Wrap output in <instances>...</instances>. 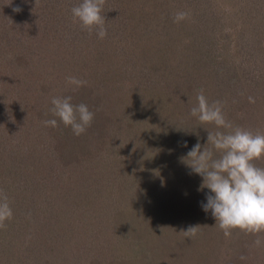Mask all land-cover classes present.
<instances>
[{"label": "rangeland", "instance_id": "374dc122", "mask_svg": "<svg viewBox=\"0 0 264 264\" xmlns=\"http://www.w3.org/2000/svg\"><path fill=\"white\" fill-rule=\"evenodd\" d=\"M121 2L122 0H110V5L102 12L108 30L106 37L108 42H111V37L116 30L121 32L126 29L134 30L140 26L146 27L145 18L143 17L142 20L138 18L139 13L134 14L137 15L138 20L132 18L130 23V15L120 10ZM213 3L209 8L199 7L197 12L189 13L188 21H181L180 25L176 23L181 30L172 27L174 34L180 31V33L183 32L181 35L187 38L188 44L185 52L190 56L194 54L191 60L184 59L181 63H174L175 66L171 68L168 65L155 64L149 56L144 59L140 48L137 47L132 51V57L138 60L141 56L142 65L149 64L142 73L146 75L148 72V75L150 77L153 75V78L149 76L142 78L143 76L134 70L130 73V81L122 78L120 86L116 85L115 77L113 80H108L110 86L106 88L105 80L98 82V80L91 79L90 81L95 87V94L102 92L105 98L104 104L107 106L106 112L110 114V118L113 115L121 117L117 127L111 125L110 120L102 123V127L109 131L107 135L102 133L99 136L96 130L91 133L90 129H87L82 139L87 135L89 137L85 142L84 159L81 160L84 163L89 155L93 153L95 155L94 169L90 168L89 164L86 168L82 167L88 176L97 174L96 168L100 165L99 163L102 164L101 161H106L105 163L112 170L114 178L110 177L103 188L106 193L107 190L110 191L104 198L105 200L115 198L119 187L124 189L118 202L126 205V210H122V215L128 217V224L125 228L119 226L120 230L114 238L121 240V250L127 248V251L130 250L132 254L129 258L126 255L119 256L117 259L119 264H237L239 260L238 251L234 249L228 252L223 248L217 255L205 248L200 251L203 247L200 245V236H198L200 240L198 237L190 239L181 232L177 233L170 226L172 221L179 226L180 230L183 227L184 231L189 226H195L194 220L188 221V225L181 214L185 213L193 217L189 210L197 209L200 199L203 204L207 203L206 197L210 192L207 188L201 190L202 177L191 173V169L181 161V157H185L196 143L199 142L201 145L207 143L208 132L204 128L210 131L215 130L214 125H202L196 117L190 114L191 108L198 103L196 96L200 89L204 90L210 103L217 100L223 102L225 117L234 126L251 130L254 133L257 131L264 133V0H218ZM179 7L184 8V4L180 3ZM223 7L230 9L228 14L222 13ZM178 11L181 10L176 9L161 18L160 21L165 22L166 25H157L155 21H152L149 28L154 32L158 26L162 27L158 29L162 35V29L174 23V15ZM187 24H189V29L184 31ZM141 31L152 36L148 30ZM174 36L170 37L176 42L181 41L180 38L177 36L174 38ZM113 38L117 36L114 35ZM163 39L162 37L161 40ZM212 39L216 40V43L213 44ZM101 41V45H110L104 39ZM167 41L168 39L163 46H166ZM77 47L80 49L81 56L86 60L83 61L86 64L79 66L84 71L87 64H95L99 61L91 59L94 55H88L91 51L89 46ZM178 47V53H180L181 44ZM109 49L104 51L108 52ZM120 49L124 51L123 54L127 53L125 46H121ZM146 52L150 51L147 49ZM126 58L103 55L102 59L107 64L124 61ZM75 62L78 63L77 60ZM77 70L79 71V68ZM111 76L110 70L108 79ZM164 76L170 85L164 84L162 81ZM146 79L149 80V87L153 86L154 90L160 87L161 90H157L158 93L143 90L144 93H142L137 88H140ZM113 86L116 89L114 93L108 96L104 94L105 90ZM249 96L254 97V103L249 102ZM176 100L179 102L175 103ZM110 102L114 105L111 108ZM185 142L187 147L184 146ZM61 156L71 165L67 171H63V160L61 159L58 161L59 171L56 177L46 178V180L54 179L50 185L41 186L38 184L40 183L38 178V183L35 180L33 186L20 192V200L24 207L20 211L24 215H31L32 206L37 208L40 205V211L43 209L48 211V203H45L48 198L51 196L66 197L69 189L79 186L78 179L81 175L74 169V166H79L74 164H81V162H76L79 156L70 155L65 150L61 152ZM255 163L258 167L264 168V159L255 161ZM58 183L62 184L60 188L55 189ZM85 190L84 187L77 191L78 195L73 196L79 203L83 199L80 205L78 203V207L82 206L86 199L87 190ZM107 202L110 203V201ZM153 206L155 209L152 208ZM108 208L110 204H106L105 210ZM193 213L196 215L195 212ZM67 217L72 223V228H65L60 224L61 218L53 215L48 225H39L40 233L35 234L28 229L29 233L23 235L29 236L28 241L18 240L17 247L14 249L20 258L17 264H46L49 260L54 261L55 252L63 250L71 241V238L66 239L64 246L61 247V236L67 232H73L76 224L84 223L83 220L78 221L79 217L76 218L74 215L67 214ZM112 217L116 216L112 215ZM197 219L199 221V218ZM95 223L90 225L89 230H84V237L86 232L95 229ZM41 233L42 236H40ZM166 235L171 236V241ZM46 238L47 243L45 244L41 240H46ZM259 238L264 241V233ZM252 242L247 240L249 256L242 264H264V243L256 247ZM75 244L72 243L73 246ZM124 244L127 247L124 248ZM155 244L163 246L156 247ZM38 245L42 249L36 252ZM30 246L33 247L34 252ZM49 246H52V249ZM208 248H211L209 243ZM136 252H141V254L137 257ZM0 264L14 263L9 258L0 257Z\"/></svg>", "mask_w": 264, "mask_h": 264}, {"label": "trees", "instance_id": "16d2710c", "mask_svg": "<svg viewBox=\"0 0 264 264\" xmlns=\"http://www.w3.org/2000/svg\"><path fill=\"white\" fill-rule=\"evenodd\" d=\"M217 1L122 0L120 10L130 15V23L132 18L136 20L140 18L142 20L144 17L146 27L140 26L134 30L126 29L121 32L116 30L111 37V42H108L107 38L104 39L106 43H110L109 46H105L101 45L103 40L101 41L94 31L91 34L87 31V35L84 29L80 27L81 25L78 21L73 22L71 9L81 3V0H37V2L36 0H1L0 189L9 198L13 210V218L6 221L7 226L5 229H0V257L9 258L12 263L17 264L20 258L14 252V249L17 247L18 240L28 241L29 236H23L29 233L27 230L30 229L35 234L40 233L39 225H48L53 215L61 218L60 224L65 228H72V223L67 214L74 215L76 218L79 217L80 220L78 221L82 222L81 220H83L84 223L76 224L73 232H67L61 236V247L64 246L68 238H71L73 242L70 241V244L65 247L66 249L55 252L53 255L55 262L49 260L46 264H73L76 261V264H119L117 260L119 256L126 255L128 258L130 257L132 253L130 250L127 251V248H125L127 247L126 244H124L125 249L121 250V240L114 238L118 230H120L119 226L125 228L128 224V217L122 215V210H126V205L118 202L124 189L119 187L117 194L115 193V198L104 199L110 191L106 189V193L103 188L110 177L114 178L112 170L105 163L106 161H101L102 164L99 163L100 165L96 168V175L88 176L85 174L82 167L86 168V165L88 166L89 164L90 168L94 169L93 162L95 161L94 153L89 155L84 163L81 161L84 159L83 154L86 152L85 142L89 135L83 139L82 137L86 134L75 136L70 127H65L58 117H54L50 111L53 107L51 100L53 97L71 96L73 104H86L89 110L95 113L92 125L89 127L91 133L96 130V133L99 132V136L102 133L107 135L109 131L102 127V123L110 120L111 125L117 127L121 117L120 115H113L110 118V114L106 112L105 98L102 96V92L101 94L98 92L94 93L95 87L90 83L91 79L98 80V82L99 80H105L106 88L110 86L108 80H113L114 77L117 86H120V82L122 83V78L131 79L130 73L134 70H137L139 75L143 76L142 78L149 76L148 72L146 75L142 73L149 64L142 65L141 56L138 60L132 57V51L137 49V47L140 48V53L144 59L149 56L155 64L160 63V65H168L171 68L176 63L184 61V59L186 61L191 60L194 54L190 56V54L185 52L188 44L187 38L183 37L181 35L183 32L180 33V31L174 34L172 28L174 27L175 29L176 27L181 30V27H177L175 22L171 23L167 28L166 26L163 28L165 30L162 29L163 34L160 35L158 29L162 27L158 26L154 33L149 28L150 22L155 21L157 25H162L165 22L160 21L161 18L176 9L189 13L197 12L199 7L209 8L213 2L216 3ZM180 3L184 4V8L179 7ZM109 5L110 0H106L104 8ZM16 8H20L21 11H15L14 9ZM229 10L227 7H223L222 13L228 14ZM135 13L137 15L139 13L138 18L137 15H134ZM186 21L188 20L186 19ZM188 25H185L184 31L189 29ZM141 30H148L152 33V36H148L146 32ZM114 35L117 38L114 39ZM171 35L172 37L175 35L174 38L177 36L181 41L176 42L170 37ZM162 37L164 38L163 41L161 40ZM167 39L166 46H163ZM212 43H216V40L212 39ZM180 44L181 52L178 53ZM84 45L91 48L88 53V55H94L91 59L99 60L95 64H87L85 71L82 67H79L83 63L86 64V62H83L86 60L85 57L81 56L80 49L77 47ZM182 45L184 46L182 47ZM121 46L127 48L126 54L121 51ZM109 47L111 48L109 49ZM145 48L150 52H146L147 49ZM107 49H109L108 52H105L104 50ZM103 55L105 57L127 58L124 61L106 64L105 60L102 59ZM179 57L183 58L180 59ZM77 68H79V71ZM110 70L113 77L111 76L108 79ZM86 73H89V76ZM83 75L85 76L83 77ZM69 76L86 80L88 83L84 87L73 90L74 86L69 85L66 80ZM166 76H164L162 81L164 84L170 85ZM150 78H153V75ZM147 79L137 89H140L142 93H144L143 90L158 93L156 91L161 90V88L154 90L153 86L149 87V80ZM114 88L113 86L105 90L104 94L108 96L114 93L116 91ZM112 89L114 90L111 91ZM178 102L179 100H176L175 103ZM112 106L114 105L110 102V108ZM50 119H57L58 127L45 126L43 121ZM100 124L102 125L100 126ZM64 150L70 155L79 156L76 159L77 161H75L81 162V164H74L79 165L74 166V169L81 175V178L78 179L79 186L69 189L67 192L69 194L66 197L57 198L51 196L48 198L47 202H45L48 203V211H44V209L40 211L41 207L38 205L37 208L34 206L30 208L32 211L31 215H24L20 211L24 209L20 200V192L33 186L36 181L38 183V178L40 180L38 184L41 186L50 185L54 179L46 180V178L50 176L56 177V173L59 171L58 161L64 159L61 156V152H64ZM70 166L68 161L63 160V171H67ZM115 172L116 170L114 169ZM89 181H92V183ZM61 184H56L55 189L60 188ZM84 187L87 190L86 195L84 194L86 199L82 206L78 207L79 202L73 196L78 195L79 192L77 191ZM73 200L74 202H72ZM107 201H110V203ZM199 202V207L195 208L194 211L188 209L194 218L187 216L185 213H182L181 216L186 219L188 225L189 222L194 220V225L200 226L195 237L200 236L201 238L200 245L203 247L200 248V251L205 248L210 253L213 252L217 255L223 248L224 251L228 252L234 249L238 251L237 255H239L237 264H242L245 260H241L240 257L249 256V246H246L248 245L247 240L254 242L257 236L245 234L237 229L233 230L230 238H226L223 231L218 226H215L216 220L211 212L203 210L201 199ZM106 204H110V208L107 210H105ZM152 208L155 209V206ZM112 215L116 217H112ZM197 218H199V221ZM106 221L108 222L106 223ZM93 223H95V229L86 232L84 237V230H89L90 225ZM170 226L177 233H180L183 228L181 227L180 230L179 226L176 223L174 224L173 221ZM40 236H42V233ZM167 238L169 241L172 239L171 236H167ZM200 238L198 237V240ZM210 238L212 239L210 240ZM41 241L46 244L47 238ZM72 243L76 244L73 246ZM208 243L211 248H208ZM161 246L163 245H156V247ZM30 248L33 250L32 246ZM49 248L52 249V246H49ZM41 249V246L38 245L36 252ZM140 254L141 252H136L135 255L138 257ZM140 259L143 258L140 257Z\"/></svg>", "mask_w": 264, "mask_h": 264}, {"label": "clouds", "instance_id": "9594fccd", "mask_svg": "<svg viewBox=\"0 0 264 264\" xmlns=\"http://www.w3.org/2000/svg\"><path fill=\"white\" fill-rule=\"evenodd\" d=\"M37 2V0H36ZM106 0H81L72 7L73 22L98 38L108 35L105 17L102 15ZM21 11L20 8L14 9ZM189 12L178 11L174 22L180 23L189 18ZM73 90L87 85V81L75 76L66 78ZM197 104L191 108L190 114L202 125H214L215 130H208L207 143H196L181 161L191 173L202 177L201 190H210L207 203L202 204L205 212H211L216 220L215 226L223 231L226 238L232 236L233 230L257 236L256 247L264 241L259 237L264 233V168L258 167L255 161L264 159V133L253 132L226 119L222 101L209 102L200 89L196 96ZM250 103L254 97L249 96ZM50 109L54 117H58L65 127H70L75 136L84 134L92 125L95 113L84 103L75 105L72 97H53ZM45 126L58 127L57 119L43 121ZM209 145L211 147H209ZM185 147L187 143L185 142ZM13 218L7 194L0 189V229L6 228V221ZM200 226H189L181 232L190 239L196 237ZM241 260L247 257L241 256Z\"/></svg>", "mask_w": 264, "mask_h": 264}]
</instances>
